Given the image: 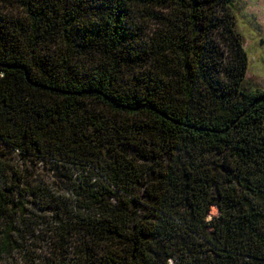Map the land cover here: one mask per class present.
<instances>
[{"label": "trees", "instance_id": "obj_1", "mask_svg": "<svg viewBox=\"0 0 264 264\" xmlns=\"http://www.w3.org/2000/svg\"><path fill=\"white\" fill-rule=\"evenodd\" d=\"M232 1L0 0V264H264Z\"/></svg>", "mask_w": 264, "mask_h": 264}, {"label": "rangeland", "instance_id": "obj_2", "mask_svg": "<svg viewBox=\"0 0 264 264\" xmlns=\"http://www.w3.org/2000/svg\"><path fill=\"white\" fill-rule=\"evenodd\" d=\"M233 11L236 27L245 41V50L248 54L247 84L251 89L264 88V0H233ZM10 164H17L18 157L8 155ZM21 162V161H20ZM21 166V164L19 163ZM21 166L27 178H42L52 185L53 179L48 178L42 165L34 161H26ZM47 180V181H46ZM54 182V181H53ZM36 183V182H35ZM218 215L216 207L211 209L208 219Z\"/></svg>", "mask_w": 264, "mask_h": 264}]
</instances>
